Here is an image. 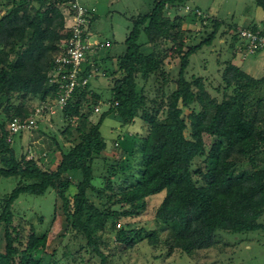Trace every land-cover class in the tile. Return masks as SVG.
<instances>
[{
  "label": "trees",
  "instance_id": "16d2710c",
  "mask_svg": "<svg viewBox=\"0 0 264 264\" xmlns=\"http://www.w3.org/2000/svg\"><path fill=\"white\" fill-rule=\"evenodd\" d=\"M74 1L0 0V176L19 177L0 212V264L58 261L55 253L36 257L37 250L47 245L46 234L39 235L32 228L24 243L14 226L13 205L20 196L44 195L50 189L63 201L72 237L85 240V245L101 257L100 264H106L110 255L100 246L103 237L99 231L111 222L108 228L115 241L133 246L135 239L117 225L126 217L146 211L149 199L160 193L164 196L154 216L171 234L172 239L164 242L168 254L180 250L190 256L217 246L218 231L264 233V74L256 77L247 73L234 62V52L225 61L221 99L209 93L202 77L187 76L190 56L211 45L223 25L228 26L226 30L234 29L232 36L240 41V51L252 54L264 48L249 52L246 42L238 38L234 23L208 15L200 19L192 11L168 13L169 8L180 7L188 0H155L148 12L132 19L121 54L93 56L101 73H96L95 78L104 76L112 81L109 97L105 99L90 81L77 86L60 108L53 103L60 88L51 82L49 73L70 35L68 18L73 14ZM256 3L264 12V0ZM197 20L212 30L207 38L193 44L192 33L184 26ZM246 28L264 34V18L260 24ZM143 33L146 41H142ZM168 43L174 45L172 53L165 49ZM173 53L180 59L176 77L165 63L167 58L174 59ZM107 58L115 60V67L100 64ZM91 69V64L86 65V72ZM152 78L158 84L155 97L146 90ZM33 98L38 99L36 106ZM43 104L54 106L61 118L56 125L69 144L67 149H63L55 133L51 135L39 127L40 119L34 129L15 134L7 129L14 117L25 120ZM184 107L190 109L189 114H184ZM108 115L119 118L123 125L140 119L147 130L140 149L141 175H133L131 186L118 195L111 194L113 178L126 173L127 166L121 162L103 159V185L94 183L98 178L96 160L108 150L101 132ZM25 132L33 136L32 143L34 138L49 140L47 146L35 145L31 157L26 152L18 155L13 143L18 134ZM205 135L215 137L209 149ZM51 147L56 148L57 158L51 168H45L39 155ZM223 149L235 150L239 157L232 165L242 167L227 170L225 175L219 170L205 171L210 154ZM199 157L204 166L196 164ZM90 187L108 197L106 210L97 213L93 209L88 196ZM116 205L128 208L116 209ZM93 214L98 217L97 227L91 224ZM70 254L65 252L64 256Z\"/></svg>",
  "mask_w": 264,
  "mask_h": 264
},
{
  "label": "rangeland",
  "instance_id": "374dc122",
  "mask_svg": "<svg viewBox=\"0 0 264 264\" xmlns=\"http://www.w3.org/2000/svg\"><path fill=\"white\" fill-rule=\"evenodd\" d=\"M81 1L85 5L99 2V18L94 24L96 31L99 33L91 34V40L103 41L106 43V47L99 51L98 56L105 57L109 54L117 56L121 54L125 50V39L132 26L129 13L121 11V6L118 4H109L111 0ZM87 5L89 6V4ZM186 6L193 9L200 8L205 15L215 16L226 23H237L239 25L243 22L248 23L249 19L246 18L254 19L258 7L256 0H188L180 7L169 8L168 13L170 15L187 13ZM69 20L70 18H68V24ZM184 27L192 33L193 44H198L207 38L212 30L210 25L206 26L200 20L188 22ZM227 27V25L221 27L211 45H205L197 53L191 55L187 67L188 78L191 79L192 76L202 77L209 93L218 99H221L224 93L222 73L226 65L225 61L231 59L234 52H237L234 62L239 64L243 70L256 77L264 74V58H262L263 55L258 54L260 51L252 54L235 51L234 46L240 45V41L233 38V31L226 30ZM223 31H226V33L221 38ZM141 37L142 41H146L144 33ZM173 48V43L165 45L168 53H172ZM173 54L174 59L167 58L165 63L167 69L176 77L180 68V59L178 55ZM100 64L104 67H115V60L111 62L107 58L105 62L101 61ZM97 73L100 72L97 71ZM95 77L91 80L93 88L101 91L104 98L107 99L110 95L111 79L104 76ZM157 88L158 84L153 78L146 84V90L150 97H155L158 91ZM32 103L36 106L39 103L38 99L33 98ZM183 110L185 115L190 113L189 108L184 107ZM61 122V118L58 117L56 111L54 113L47 112L41 115L39 127L51 135L55 133L63 149H67L69 144L57 129L58 123ZM101 132L106 139L108 150L96 160L98 178L94 183L98 186L103 185L102 173L106 170L103 168V159H107L110 163L121 162L122 165L127 166L126 173H121L113 178L114 191L111 194L118 195L122 190L131 186L133 175L136 177L141 175L140 149L147 133L146 124L137 119L130 125H123L119 118L108 115L102 124ZM32 137L31 133L26 132L16 136L13 146L18 155L26 152L31 157L35 154V145L47 146L49 140L42 141L40 139L36 141L34 138V143H32ZM205 139L207 149H209L215 137L205 135ZM117 142L118 144H116ZM238 157L235 150L223 149L220 153H211L205 171L219 170L225 175L227 170H238L242 165H232ZM39 158L45 168H51L57 158L56 148H46L39 155ZM1 159L0 154V166H2ZM196 164L204 166L203 158H197ZM18 182V176H0V212L8 194L17 186ZM88 196L93 204V209L97 213L107 209L108 197L105 195L100 196L98 189L90 187ZM163 196L164 193H160L151 197L147 210L140 215L120 220L117 228L127 229L128 235L135 239L133 246L115 241L111 229L108 228L111 222H107V227L99 231V234L103 237L100 246L106 254L110 255L106 264H264V233L262 231L238 234L218 231L219 244L217 246L200 250L190 256L183 254L180 250L168 254V248L164 242L172 239L171 234L154 216L155 208L161 202ZM13 208L15 213L14 226L20 232V238L24 243L27 241L32 228L39 235L46 234L48 237L46 247L39 248L36 257H40L43 253H55L58 260L55 264H100L101 257L85 245V240H77L72 237L70 221L64 211L63 201L55 190L50 189L44 195L23 194L15 202ZM114 208L125 210L128 207L116 205ZM95 214L91 219L93 227L98 225V217ZM40 217H43L42 221ZM241 237L246 239L239 241ZM70 251L69 256H64L65 252Z\"/></svg>",
  "mask_w": 264,
  "mask_h": 264
},
{
  "label": "built area",
  "instance_id": "2783aa9c",
  "mask_svg": "<svg viewBox=\"0 0 264 264\" xmlns=\"http://www.w3.org/2000/svg\"><path fill=\"white\" fill-rule=\"evenodd\" d=\"M185 8L204 19L207 17L199 8L193 9L190 6ZM71 9L73 14L68 24L70 35L64 48L55 56L54 66L49 73L51 82L60 88L59 97L53 101L60 108L65 106L77 86L87 85L95 77L97 67L93 63V56L106 47V43L103 41L91 40L90 22L92 15L86 7L76 0L71 4ZM237 34L241 41L246 42L249 52L264 48V34L259 31L255 32L246 27H238ZM88 64L92 65V69L86 72V65ZM47 112L54 113V106H46L45 104L37 106L27 119L22 120L19 117H14L10 120L7 129L10 134H15L22 130L37 128L41 115Z\"/></svg>",
  "mask_w": 264,
  "mask_h": 264
},
{
  "label": "crops",
  "instance_id": "0c3cea01",
  "mask_svg": "<svg viewBox=\"0 0 264 264\" xmlns=\"http://www.w3.org/2000/svg\"><path fill=\"white\" fill-rule=\"evenodd\" d=\"M86 1H88V0H86ZM111 1H110L109 4H118V5L121 6V8H120L121 11H124L125 13H129L128 15H129V18L131 19V21H132V19H135L139 14L148 12L153 7V3H154L153 2L154 0H116V1L114 0L115 2L113 0H111ZM78 2L80 4H82L83 6H85L86 9L89 11V13L92 15V19H91V22H90V33L91 34H93L95 32L99 33L98 31H96V28H95V25H94L96 20H98V18H99V14H98L99 2H97V1L95 3L93 2L94 4L87 3V4H89V6L87 4L85 5L84 3H82L81 0H78ZM112 6H114V5H112ZM146 9H148V10L145 11ZM213 17H215V16H213ZM263 18H264V12H263L262 8L260 6H258L257 7V11H256V16H255L254 19L246 18V19H249L248 23L247 22H243V24H240V25L237 24V23H234V24H236V27H245V26H249V25H252V24H255V23L260 24L262 22ZM246 19H245V21H246ZM233 30L234 29H232L231 31H233ZM236 48H237L238 51H240V45H238ZM263 51H264V49L261 50L260 53H258V54H260V56L263 55L262 58H264V52ZM240 52L242 53L244 51L242 50ZM243 59H245V58H243ZM246 72L251 74L248 71H246Z\"/></svg>",
  "mask_w": 264,
  "mask_h": 264
}]
</instances>
